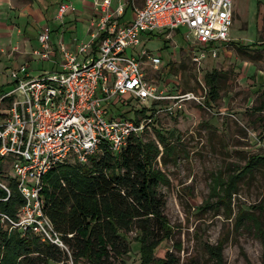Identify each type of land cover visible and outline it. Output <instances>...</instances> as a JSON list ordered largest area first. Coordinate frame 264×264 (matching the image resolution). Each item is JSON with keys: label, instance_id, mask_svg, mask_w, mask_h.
I'll use <instances>...</instances> for the list:
<instances>
[{"label": "rangeland", "instance_id": "obj_1", "mask_svg": "<svg viewBox=\"0 0 264 264\" xmlns=\"http://www.w3.org/2000/svg\"><path fill=\"white\" fill-rule=\"evenodd\" d=\"M145 1L113 0L112 13L118 16L117 9L125 6L130 20L135 8L142 7ZM63 2H70L77 9L66 17L64 25L55 21ZM45 7L52 11L49 20ZM92 7L93 0H0V92L11 81V70L6 67L29 66L34 70L33 75L58 68L50 61H36L33 51L38 47L39 30L53 22L62 25L57 35L52 36L54 47L62 30L66 44L74 39L85 41L93 32L90 28L88 33L96 14ZM40 20L45 24H38ZM83 25L85 38L81 32ZM6 28L11 31L2 32ZM263 29L264 0H234L231 42L219 47L215 58L208 55L194 61L195 55L190 52L193 45L185 39V30L173 32L171 38H167V32L144 36L143 48L161 60L158 70L152 65L142 66L148 80L165 94L192 93L199 100L181 102L178 104L181 109L175 108L172 100L157 105L161 110L171 106L174 110L157 116L154 133L148 132L142 139L144 143L155 142L164 152L160 134L174 149L163 159L161 153L154 163L160 172L158 191L166 203L164 215L171 231V236L157 247L154 257L164 258L167 253H173L180 264H217L208 247H222V264H263L264 164L242 174L229 199L223 185L230 174L239 175L251 157H264ZM56 60L59 62L61 57L57 56ZM213 71L219 74V92L208 106L206 75ZM4 181L13 183L10 177ZM258 205L263 210L254 208ZM1 228L9 236L17 232ZM137 235L135 231L128 234L131 251L124 264L141 262ZM67 255L62 256L61 262L49 264H73ZM44 259L33 254L22 264H45ZM79 264L90 263L82 260Z\"/></svg>", "mask_w": 264, "mask_h": 264}, {"label": "built area", "instance_id": "obj_2", "mask_svg": "<svg viewBox=\"0 0 264 264\" xmlns=\"http://www.w3.org/2000/svg\"><path fill=\"white\" fill-rule=\"evenodd\" d=\"M93 4L96 14L87 40L66 44L62 30L54 47L50 26L43 27L33 54L36 61H50L58 68L38 75L25 65L12 70L9 89L0 94V189L7 193L0 202L11 197L14 187L25 201L14 216L0 211V225L8 232L34 234L67 253L44 209L43 178L60 166L89 165L105 152L120 155L132 140L154 133L157 116L174 110L158 108L166 100L179 109L181 102L198 100L192 93L165 94L148 80L142 66L158 70L161 60L143 48L144 36L167 32L171 38L173 32L185 30V39L193 45L190 52L199 62L208 55L217 57L219 47L231 42L234 22V0H146L128 24L118 21L125 6L115 16L113 0ZM76 10L63 2L55 21L64 25ZM132 101H138L139 108H153L154 117L140 121L142 115L124 116L132 110ZM118 106L123 110L113 115L112 108ZM7 177L12 184L4 181Z\"/></svg>", "mask_w": 264, "mask_h": 264}, {"label": "trees", "instance_id": "obj_3", "mask_svg": "<svg viewBox=\"0 0 264 264\" xmlns=\"http://www.w3.org/2000/svg\"><path fill=\"white\" fill-rule=\"evenodd\" d=\"M127 11L128 8H124L123 15L118 18L119 23L132 21L133 16L128 20ZM51 12L45 7L48 20ZM61 27L52 23L51 39ZM218 80V71L206 75L209 92L205 102L208 106L218 97ZM9 86L10 83H6L0 94L6 92ZM131 106L132 112L124 116L132 118L136 114L137 117H154L153 108H139L138 101H132ZM121 110L123 107L118 106L111 111L113 115H119ZM158 138L164 152L153 141L144 143L134 139L118 156L105 152L91 158L88 166L68 165L51 170L43 178L44 209L69 252L41 243L35 236H22L20 232L9 236L0 226V258L3 253L0 264H22L33 254L44 256L45 264H49L51 261L61 262L66 253L73 264H79L82 260L90 264H124L125 257L131 251L128 234L134 231L138 233L136 240L140 245V264H180L173 253H167L164 258L154 257L159 244L171 236L164 215L166 203L158 191L161 176L154 163L161 153L163 159L166 153L171 155L174 150L162 135L158 134ZM260 163L264 164V157L253 156L239 175L228 176V181L223 183L228 199L237 189V181L242 174L252 171ZM13 189L11 197L0 202V211L12 216L17 206L25 203L16 188ZM6 197L7 193L0 189V198ZM254 208L263 210L261 205ZM256 228L259 230L258 226ZM208 250L217 264L223 263L222 247H208Z\"/></svg>", "mask_w": 264, "mask_h": 264}, {"label": "crops", "instance_id": "obj_4", "mask_svg": "<svg viewBox=\"0 0 264 264\" xmlns=\"http://www.w3.org/2000/svg\"><path fill=\"white\" fill-rule=\"evenodd\" d=\"M91 10H92L93 13L95 12V11H94V10H95L94 7H92ZM38 24L42 25V24H45V23H44L43 20H40V21L38 22ZM47 25H49V24H47ZM47 25L45 24L44 27L47 26ZM82 27H83V28H81V29H82L81 32H83V37L85 38V33H86L85 30H86V27H85L84 25H83ZM76 30H77V29H76ZM10 31H11V30L8 29V28L2 30V32H5V33H8V32H10ZM39 31H40V30H39ZM84 38H83V39H84ZM20 67H21V65H20V66H16V65H15V66H14V65L12 66V65H11V67H6V69H10V70L12 71V69L15 70V69H18V68H20ZM4 69H5V68H4ZM9 83H10V82H9Z\"/></svg>", "mask_w": 264, "mask_h": 264}]
</instances>
